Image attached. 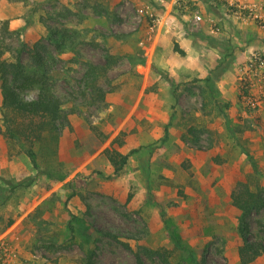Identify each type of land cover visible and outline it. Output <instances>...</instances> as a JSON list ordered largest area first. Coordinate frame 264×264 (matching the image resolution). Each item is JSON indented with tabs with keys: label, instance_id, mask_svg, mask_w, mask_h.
Instances as JSON below:
<instances>
[{
	"label": "rangeland",
	"instance_id": "374dc122",
	"mask_svg": "<svg viewBox=\"0 0 264 264\" xmlns=\"http://www.w3.org/2000/svg\"><path fill=\"white\" fill-rule=\"evenodd\" d=\"M253 3L0 0L6 58L23 43L48 48L70 123L58 141L29 145L4 136L0 112V243L10 264H80L89 250L96 264H138L142 250L167 257L143 252L142 264H240L232 193L239 182L264 190V65L251 82L243 71L253 56L264 61V6ZM89 64L101 67L104 103L82 83ZM245 90L260 106L246 105ZM107 148L129 156L119 176ZM249 228L264 243V211Z\"/></svg>",
	"mask_w": 264,
	"mask_h": 264
},
{
	"label": "trees",
	"instance_id": "16d2710c",
	"mask_svg": "<svg viewBox=\"0 0 264 264\" xmlns=\"http://www.w3.org/2000/svg\"><path fill=\"white\" fill-rule=\"evenodd\" d=\"M10 27L8 21L0 22V112L4 136L11 140L24 141L29 145L40 142L46 135L58 141L64 127L70 123L63 108L64 100L50 85L51 79L45 63L48 48L41 43L33 46L23 43L15 60H9L6 58L9 52L6 38L9 37ZM25 57L28 62H25ZM100 72V66L89 64L82 83L90 89L89 96L94 102L104 103L107 92L100 86ZM31 90L38 91L33 99L28 98ZM116 143L122 146L124 141L116 138L112 145ZM25 152L36 166V154L32 147L26 148ZM104 154L114 167L115 176H119L128 164L129 156L114 148L105 149ZM253 167L257 168L255 163ZM15 188L16 186H12L13 190ZM232 202L242 213L243 245L239 248L240 264H251L264 254V243L249 239V218L254 213L264 211V190L253 191L248 183L239 182L232 193ZM71 219L75 220L76 217L71 215ZM12 223L10 221L8 226ZM104 235L114 237L108 232H104ZM143 252L151 259L155 257L167 259L165 250H142L136 254L138 264H142ZM80 264H96L95 251L89 250Z\"/></svg>",
	"mask_w": 264,
	"mask_h": 264
},
{
	"label": "built area",
	"instance_id": "2783aa9c",
	"mask_svg": "<svg viewBox=\"0 0 264 264\" xmlns=\"http://www.w3.org/2000/svg\"><path fill=\"white\" fill-rule=\"evenodd\" d=\"M160 2L163 3V0H159ZM252 2V0H230V5H235L237 7H239V9H244V6H241L244 3H249ZM237 4H241L240 6ZM253 4H258L260 6H264V0H255V3ZM252 11V8H250ZM202 21V18L199 15H195L194 16V22L195 24H199ZM264 65V61L258 57V56H253V58L250 60V63L248 65L247 68H243V71L245 75H247L246 79L247 81L253 80L255 77L259 76V72L262 69ZM260 79H264V77H260ZM244 96H245V103L247 106L251 107V108H256L257 106H260V97H253L250 95V93L248 91H244ZM260 96L263 95V93L260 92L259 94ZM13 259V251L12 249L5 243V242H1L0 243V264H10L12 262Z\"/></svg>",
	"mask_w": 264,
	"mask_h": 264
}]
</instances>
